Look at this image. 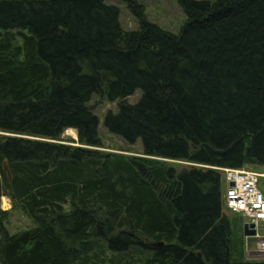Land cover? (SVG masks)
Wrapping results in <instances>:
<instances>
[{"label":"trees","instance_id":"trees-1","mask_svg":"<svg viewBox=\"0 0 264 264\" xmlns=\"http://www.w3.org/2000/svg\"><path fill=\"white\" fill-rule=\"evenodd\" d=\"M178 3L174 33L138 0H0V195L33 223H0L1 264H264L220 192L264 168V0Z\"/></svg>","mask_w":264,"mask_h":264},{"label":"rangeland","instance_id":"rangeland-1","mask_svg":"<svg viewBox=\"0 0 264 264\" xmlns=\"http://www.w3.org/2000/svg\"><path fill=\"white\" fill-rule=\"evenodd\" d=\"M144 5V13L148 20L157 24L158 26L171 31L178 32L181 25L184 22L185 15L178 3V0H138ZM120 9V21L125 29L133 30L138 26L137 20L130 13L127 5L124 2L116 1ZM96 100V99H95ZM95 110L103 115L108 109L114 110L115 103H109L106 100H96L94 102ZM100 122L98 126L99 136L103 141V146L100 150L106 152H116L128 155H141L142 149L140 146V141L130 146L120 139L109 135L108 131L103 125L102 116H100ZM62 137L64 139L70 138L73 142L64 141V143H68L71 145H78L77 143V134L73 129H67ZM75 141V142H74ZM169 162V161H168ZM172 165H174L178 169L188 168L191 164L183 161H170ZM251 170H254L261 174V178L259 179L258 186L264 195V168L259 167H248ZM227 188V182L225 179L221 182V198L225 194ZM0 210L7 211V215L2 217L0 220L1 226L3 229L9 234L15 233L20 230H24L32 227L33 223L29 219V217L20 209L12 206L10 199L5 195H0ZM223 211L226 212L230 217H232L230 212L226 209L223 204ZM245 220L243 219V222ZM243 224V223H242ZM243 231H239L241 235ZM2 233L0 232V238ZM247 238V239H246ZM257 239L254 237H245L243 242V251L245 254V258L247 259H261L264 258V253L256 252L257 249ZM254 255V256H250ZM261 257V258H260ZM1 264V263H0Z\"/></svg>","mask_w":264,"mask_h":264},{"label":"built area","instance_id":"built-area-1","mask_svg":"<svg viewBox=\"0 0 264 264\" xmlns=\"http://www.w3.org/2000/svg\"><path fill=\"white\" fill-rule=\"evenodd\" d=\"M222 170L227 182L222 199L224 206L228 211L239 214L246 222L255 224L256 252H264V195L258 186L261 174L248 167ZM230 182L233 184L230 185Z\"/></svg>","mask_w":264,"mask_h":264},{"label":"water","instance_id":"water-1","mask_svg":"<svg viewBox=\"0 0 264 264\" xmlns=\"http://www.w3.org/2000/svg\"><path fill=\"white\" fill-rule=\"evenodd\" d=\"M74 130V129H73ZM76 132V130H74ZM233 183L230 182V185ZM242 231L245 237H254L256 235L255 224L253 222L244 221L242 224Z\"/></svg>","mask_w":264,"mask_h":264},{"label":"bare ground","instance_id":"bare-ground-1","mask_svg":"<svg viewBox=\"0 0 264 264\" xmlns=\"http://www.w3.org/2000/svg\"><path fill=\"white\" fill-rule=\"evenodd\" d=\"M260 253H264V252H260Z\"/></svg>","mask_w":264,"mask_h":264}]
</instances>
